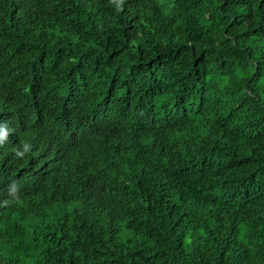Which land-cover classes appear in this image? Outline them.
<instances>
[{"label": "trees", "instance_id": "1", "mask_svg": "<svg viewBox=\"0 0 264 264\" xmlns=\"http://www.w3.org/2000/svg\"><path fill=\"white\" fill-rule=\"evenodd\" d=\"M5 125L0 264H264V0H0Z\"/></svg>", "mask_w": 264, "mask_h": 264}, {"label": "clouds", "instance_id": "2", "mask_svg": "<svg viewBox=\"0 0 264 264\" xmlns=\"http://www.w3.org/2000/svg\"><path fill=\"white\" fill-rule=\"evenodd\" d=\"M9 134V129L7 128V126H0V141H4L7 139ZM31 145L30 144H25L24 145V152H28L30 151ZM24 153L23 152H17L16 155L17 156H22ZM15 188H13L14 190Z\"/></svg>", "mask_w": 264, "mask_h": 264}]
</instances>
